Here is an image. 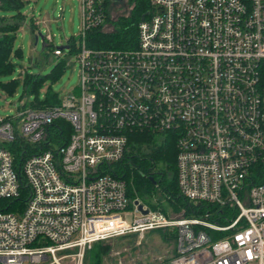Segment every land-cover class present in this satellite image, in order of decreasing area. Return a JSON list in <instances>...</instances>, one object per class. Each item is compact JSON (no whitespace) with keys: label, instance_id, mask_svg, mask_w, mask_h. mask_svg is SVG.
Wrapping results in <instances>:
<instances>
[{"label":"built area","instance_id":"1","mask_svg":"<svg viewBox=\"0 0 264 264\" xmlns=\"http://www.w3.org/2000/svg\"><path fill=\"white\" fill-rule=\"evenodd\" d=\"M79 1L77 89L0 119V264H84L96 243L169 228L170 264H264V0H149L129 50L87 48L103 0ZM135 132L174 139L201 214L129 212L112 171Z\"/></svg>","mask_w":264,"mask_h":264},{"label":"rangeland","instance_id":"2","mask_svg":"<svg viewBox=\"0 0 264 264\" xmlns=\"http://www.w3.org/2000/svg\"><path fill=\"white\" fill-rule=\"evenodd\" d=\"M23 1L24 7L20 11L22 21L13 45L14 71L9 76L0 77V119L15 116L23 102L26 101V104H29L34 100L35 96L24 98L23 81L26 76L44 78L45 81L37 96L39 101L44 100L48 88L61 98L67 93L74 92L79 84L78 65L74 56H68L67 50H64L60 57L64 60L62 73L55 82H51L47 76L55 67L58 58L49 51H46V55L42 49L45 45L44 39L48 37H50V42L46 41V45L50 46L51 50L66 47L69 41L74 40L77 43L82 28L80 1ZM108 8V21L102 27V31L113 32L117 20L130 15L131 7L128 0H123L121 3H110ZM15 14L13 11L0 10V20H10ZM33 26L34 30H32ZM37 35H41L43 40L39 38L35 44L34 40ZM15 82L17 85L11 93L1 87ZM155 140L154 145L161 144V141L163 143V139L161 140L158 136ZM128 148L130 157L138 156L146 159L151 153L149 147L145 145L137 148L128 146ZM173 172L171 169V173ZM172 177L173 174H170L167 179L172 180ZM155 180L158 183V177ZM161 187L160 182L158 185H153L150 192L144 196V200L137 199V201L145 209L161 212L169 220L190 218V213L185 208H176L179 204L177 200L179 193L170 199ZM129 203V212H132L133 202L129 200ZM175 234V228H169L144 232L142 239L138 235H131L100 242L96 244L98 246L96 254L100 255V264H170L174 255ZM93 249L94 247L85 253L84 264H88L89 254Z\"/></svg>","mask_w":264,"mask_h":264},{"label":"trees","instance_id":"3","mask_svg":"<svg viewBox=\"0 0 264 264\" xmlns=\"http://www.w3.org/2000/svg\"><path fill=\"white\" fill-rule=\"evenodd\" d=\"M128 2L131 7L130 15L128 17H120L115 24V29L113 32H104L102 31V27L108 21V7L110 5V0H103L105 21L102 26L92 29L86 33L84 41L87 48L94 50H129L136 47L138 25L143 17L146 16L150 4L149 0H128ZM23 7V0H0V10L13 11L16 13L15 16L10 20H0V77L9 76L14 71V65L12 63L13 45L16 33L19 30L22 21L20 11ZM32 30H34V26ZM79 40L80 39L77 40V43L74 40L68 42V56H74L77 53V45ZM44 44L45 45L43 46L42 50L45 53L46 51H49L52 54L53 50L50 49V46H47L46 42H44ZM63 65L64 60H61V58L58 57L55 67L47 76L51 82H55L61 75ZM44 81V78L39 76L25 77L23 81L24 98L27 99L29 96H35L34 100L29 103L31 107L45 108L57 105L59 103L60 98L58 95L53 93L50 88L47 89L44 100L39 101L37 96ZM15 85H17L16 82L2 85L1 87L7 92L11 93ZM59 124L63 127L65 126V133L68 135L70 132L68 125H66L64 122L57 121L56 125ZM158 137H160L161 140L163 139V143L161 141V144L154 145L156 144L155 138H157V135L150 132L132 133L129 137V146L131 148H137L143 145H145L147 148L149 147L151 153L147 156L148 159H142L138 156L130 157L128 154L129 151L127 150L126 156L113 168L112 173L125 182L127 187V197L131 202L137 201V199L144 200V196L150 192L151 188H153V185H158L159 182L162 186L161 188L163 189V192L167 194L170 199H173L174 195L179 193L177 188L175 168V141L172 137ZM10 150L15 153L16 161L18 162L20 159L18 156V147L13 145ZM157 169H159V171H156ZM171 169H173V173H171ZM170 174H173L172 180L167 179ZM157 177L159 179L158 183L155 180ZM150 178L153 179L154 183L150 180ZM261 180L256 182H261ZM177 200L179 201V204L176 206V208H185L190 213V216L199 215L202 213L201 209L199 210L197 207L188 203L180 195L177 197ZM7 210H11V207H8ZM96 244L98 245V243ZM96 244L93 245L94 249L89 254L88 264H100V255L96 254V250L98 249Z\"/></svg>","mask_w":264,"mask_h":264},{"label":"water","instance_id":"4","mask_svg":"<svg viewBox=\"0 0 264 264\" xmlns=\"http://www.w3.org/2000/svg\"><path fill=\"white\" fill-rule=\"evenodd\" d=\"M112 3H121L123 0H111ZM41 38L43 40V37L41 35L35 36V44H37L38 39ZM58 49L60 50H67L68 46L66 47H59ZM150 180L154 183L153 179L150 178ZM134 205L137 206V210L142 214V215H147L148 211L143 209V205H141L138 201H134Z\"/></svg>","mask_w":264,"mask_h":264}]
</instances>
